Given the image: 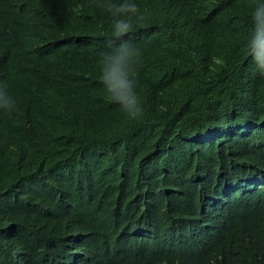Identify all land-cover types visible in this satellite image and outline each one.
I'll return each instance as SVG.
<instances>
[{"label":"trees","instance_id":"obj_1","mask_svg":"<svg viewBox=\"0 0 264 264\" xmlns=\"http://www.w3.org/2000/svg\"><path fill=\"white\" fill-rule=\"evenodd\" d=\"M133 2L138 120L100 83L96 0H0V264H264L255 0Z\"/></svg>","mask_w":264,"mask_h":264},{"label":"clouds","instance_id":"obj_2","mask_svg":"<svg viewBox=\"0 0 264 264\" xmlns=\"http://www.w3.org/2000/svg\"><path fill=\"white\" fill-rule=\"evenodd\" d=\"M97 7L103 8L111 16V28L106 35L109 50L100 53V83L108 98L119 104L127 117L138 120L144 117L142 100L137 93V77L142 63L143 51L128 39L134 30V17L143 20L138 6L133 0H96ZM252 16V29L243 45L246 56H250L264 75V0H255ZM34 17L40 25L52 28L55 23L50 7L43 6ZM17 33L36 34L25 28ZM120 41L119 43H116ZM14 99L9 95L6 85H0V109L11 111Z\"/></svg>","mask_w":264,"mask_h":264}]
</instances>
